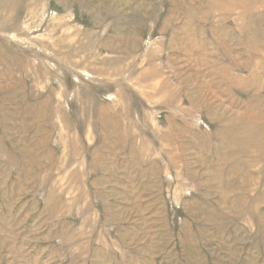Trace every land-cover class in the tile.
<instances>
[{
    "label": "rangeland",
    "instance_id": "obj_1",
    "mask_svg": "<svg viewBox=\"0 0 264 264\" xmlns=\"http://www.w3.org/2000/svg\"><path fill=\"white\" fill-rule=\"evenodd\" d=\"M0 264H264V0H0Z\"/></svg>",
    "mask_w": 264,
    "mask_h": 264
}]
</instances>
